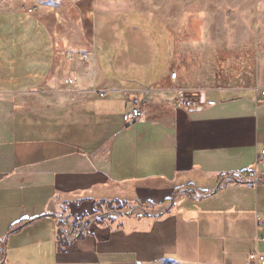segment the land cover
Wrapping results in <instances>:
<instances>
[{
	"label": "crops",
	"instance_id": "obj_1",
	"mask_svg": "<svg viewBox=\"0 0 264 264\" xmlns=\"http://www.w3.org/2000/svg\"><path fill=\"white\" fill-rule=\"evenodd\" d=\"M17 1L0 10V264L184 262L180 250L207 233L211 264L264 256V164L253 179L264 0L228 8L242 31L224 50L207 43L201 16L175 33L169 14L145 17L137 0H50L56 16L45 0ZM179 94L196 107L178 106ZM137 106L142 119L125 124ZM103 201L151 216L97 224Z\"/></svg>",
	"mask_w": 264,
	"mask_h": 264
},
{
	"label": "rangeland",
	"instance_id": "obj_2",
	"mask_svg": "<svg viewBox=\"0 0 264 264\" xmlns=\"http://www.w3.org/2000/svg\"><path fill=\"white\" fill-rule=\"evenodd\" d=\"M244 1L247 2V0H137V7L139 9V12L142 15H145V17H149L150 14L156 15V16H164L166 14H169V18L171 19V22H173L174 28L173 32L178 31V25L181 23L187 24V22L190 19V16L192 14L199 15L204 19V22L202 25L203 33L205 36V39H207V43L215 42L218 50H224L227 46V40L232 39V35L235 34V36H239L241 33V14L240 9L238 10L239 13L237 16H226L228 8H234L238 7L240 8L241 4H244ZM19 2L17 0H0V10H12L16 4ZM45 3L47 7L49 8V13L52 16H56L54 6L50 5V0H45ZM237 4V6H235ZM58 12H62V9H59ZM149 15V16H147ZM180 21V23H179ZM125 28H129L131 26H124ZM144 28H141L139 31V34L143 35V38L145 39V42L148 46H151L153 41H150V39L147 36L146 40V32L143 30ZM137 45L145 46L143 41L139 40L136 41ZM139 47V46H138ZM148 48V47H147ZM150 48V47H149ZM74 82V81H73ZM70 84V83H69ZM72 85V84H70ZM129 209V208H128ZM128 209L124 212H128ZM133 214H137V217L144 218L147 217L144 215V212L142 211H136ZM116 218L112 220L113 222H119L120 215H114ZM97 218V217H96ZM107 219V218H106ZM110 221V220H106ZM110 221V222H112ZM77 234V232H75ZM236 232L232 234V236H235ZM208 240L198 241L193 244L192 246L186 245L181 246L183 247L182 250H180V253L178 256L187 261L188 264H211L209 262V258L214 256V252L216 249L213 247L214 240V234H204ZM220 235H218L219 237ZM231 236V235H230ZM210 239V240H209ZM221 242L222 244H227L225 242ZM219 242V241H218ZM176 243V242H175ZM206 245H205V244ZM179 244V242H177ZM176 244V247H177ZM202 245V246H201ZM187 248V249H186ZM231 253L230 257H233V251H230ZM228 258V262L226 264H238L235 258ZM31 263H34V259L30 260ZM184 262H178L175 257L173 256H166L164 259H159L157 263L155 264H185Z\"/></svg>",
	"mask_w": 264,
	"mask_h": 264
},
{
	"label": "built area",
	"instance_id": "obj_3",
	"mask_svg": "<svg viewBox=\"0 0 264 264\" xmlns=\"http://www.w3.org/2000/svg\"><path fill=\"white\" fill-rule=\"evenodd\" d=\"M29 12L33 13L34 9L29 10ZM69 58L72 59L73 55H71ZM82 58H86V57H82ZM171 78L175 79L176 74L172 73ZM68 83L73 84V81L69 80ZM260 94L261 96H264V90ZM104 95L105 94H103V96ZM176 103L178 106L184 107V108H195L196 107L195 105L192 104L190 100L187 99L185 94H179L176 98ZM142 117H143V110L140 106H137L133 108L131 111L125 113L123 116V120L125 124L131 125L141 120ZM263 164H264V150H262L260 154L258 155L257 160H256L255 169H253V179L255 178L256 181H258V178H259L258 168ZM247 264H264V256H262L259 253H253L250 255L249 261Z\"/></svg>",
	"mask_w": 264,
	"mask_h": 264
},
{
	"label": "trees",
	"instance_id": "obj_4",
	"mask_svg": "<svg viewBox=\"0 0 264 264\" xmlns=\"http://www.w3.org/2000/svg\"><path fill=\"white\" fill-rule=\"evenodd\" d=\"M247 175V174H245ZM130 209V204L126 203V202H120V201H103L97 204L96 206V211L94 212L93 215H103L109 212H123L127 209ZM129 217H132V215H128ZM107 218V219H106ZM66 220H68V218H65ZM86 217H82L80 218V220L75 219V221L73 222L74 224V228H75V232H78V229L80 228L81 224L83 222H85ZM106 220H114V218L111 217H105V218H101L99 220H97L95 223L97 224H103ZM64 225L62 223L59 224V230H58V243L59 246H61L63 249L67 248L70 245V242H68L66 240V232L64 231ZM86 228V227H85ZM84 237V233L83 231L81 232V234L79 235L78 239H81Z\"/></svg>",
	"mask_w": 264,
	"mask_h": 264
},
{
	"label": "water",
	"instance_id": "obj_5",
	"mask_svg": "<svg viewBox=\"0 0 264 264\" xmlns=\"http://www.w3.org/2000/svg\"><path fill=\"white\" fill-rule=\"evenodd\" d=\"M258 181L259 182H263L261 179L258 180ZM136 211H142V212H144V215L147 216V217L148 216H151L146 211L142 210L141 208H138L137 210L131 208L128 212H124V211L123 212H116V211H114V212H109V213H106V214H103V215H99L95 220H93V222H96L97 220H99L101 218H105V217H109V216H114V215H117V214H119V215H127V216L128 215H132ZM88 223L89 222H86L84 225L86 226ZM81 232H82V230L78 232L77 238L79 237V235L81 234Z\"/></svg>",
	"mask_w": 264,
	"mask_h": 264
}]
</instances>
